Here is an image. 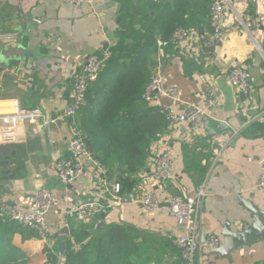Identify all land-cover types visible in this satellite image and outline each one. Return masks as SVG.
Returning <instances> with one entry per match:
<instances>
[{"label":"crops","instance_id":"crops-1","mask_svg":"<svg viewBox=\"0 0 264 264\" xmlns=\"http://www.w3.org/2000/svg\"><path fill=\"white\" fill-rule=\"evenodd\" d=\"M149 2L133 0L138 18L147 13ZM192 12L198 13L194 14L191 37L182 47L163 50L165 80L178 88L184 102L206 106L208 98H215L218 104L209 110V116L194 124L170 122L152 144V157L137 174L138 184L127 186L121 194L123 203L107 201L109 207L102 216L108 223H129L174 239L185 229L165 208L147 211L138 198L151 190L196 196L205 186L206 195L196 218V234L203 244L204 236L211 233L223 242L226 226L232 231L248 227L253 220L244 200L257 203L264 198L260 186L264 131L254 135L248 132L252 124L264 122V0H232L220 38L210 26L209 14L200 7ZM256 17L262 19L259 27L253 24ZM121 21L119 0H91L83 5L59 0H0V100H19L22 107L40 108L44 114L38 124L26 125L24 142H12L10 134L4 137L0 129V137L8 141L0 143V197L18 207L31 208L35 192L42 186L67 204L101 196L96 168L91 163L68 185L60 180L53 165L60 156L69 154L67 139L72 122L64 116V110L72 74L82 68L87 56L100 54L106 46L117 43ZM135 26L140 28L141 24ZM184 57L199 66L191 76L184 72ZM158 58L157 47L149 54L151 70ZM238 64L247 66L252 77L248 106L229 81ZM121 70L104 72L101 80H109L111 75L116 80ZM161 152L169 153L173 161L175 181L168 184H159L149 174L152 161ZM61 214L60 208L49 213L54 226ZM193 225L194 221L187 227ZM64 238L60 235L53 239V250L59 249L61 242L67 246ZM12 243L27 254L31 264H45L48 259L45 247L49 244L40 237L24 240L16 233ZM164 253L179 257V264L177 253L168 248ZM202 259L203 264H264V241L251 238V243L238 246L227 256L212 254L203 246Z\"/></svg>","mask_w":264,"mask_h":264},{"label":"trees","instance_id":"trees-1","mask_svg":"<svg viewBox=\"0 0 264 264\" xmlns=\"http://www.w3.org/2000/svg\"><path fill=\"white\" fill-rule=\"evenodd\" d=\"M121 29L118 41L109 46L112 56L102 73L113 74L119 67V77L97 82L88 89V103L77 116L87 149L93 158L108 170L110 181L120 183L121 194L128 185L138 184L137 174L152 157L151 146L170 124L160 106L150 105L142 98L152 70L149 54L158 47L159 37L168 41L166 50L173 49L171 38L175 29L194 25L192 10L200 7L210 16L209 0H150L147 13L140 18L134 13L133 0H119ZM141 27L137 28L136 23ZM213 30V29H212ZM132 39V43L126 40ZM186 75L191 76L199 66L183 58ZM115 70V71H114ZM264 131V122L251 125L249 134ZM104 215V214H103ZM103 227L99 228V222ZM70 231L81 249L75 251L65 237L67 246L61 252L64 264H149L162 259L167 248L180 256L172 237L142 230L129 223L106 222L98 215L90 222L71 220ZM20 233L24 240L39 237L36 230L0 217V264H28V256L13 245ZM49 246L45 247L47 261H59ZM158 253V254H156ZM46 264V263H45Z\"/></svg>","mask_w":264,"mask_h":264},{"label":"built area","instance_id":"built-area-1","mask_svg":"<svg viewBox=\"0 0 264 264\" xmlns=\"http://www.w3.org/2000/svg\"><path fill=\"white\" fill-rule=\"evenodd\" d=\"M64 3L83 5L91 0H59ZM210 1V26L216 37L224 35V22L227 18L232 0H209ZM262 22L260 17L253 20V24L259 27ZM193 34V29L179 27L173 32L171 43L176 47H182ZM3 35L0 34V39ZM159 58L152 69V76L147 84L142 98L150 105H157L167 113L171 123L194 124L200 119L210 115L209 110L218 104L215 98H208L206 106H200L192 102H184L180 99L178 88L168 85L165 80L161 56L164 55V48L168 41L158 38ZM112 52L106 46L100 54L87 56L82 68L72 74L71 90L68 92V102L64 110V116L71 123L67 147L69 154L60 156L54 163L53 168L60 180L66 185L74 183L82 176L89 163L96 168L95 180L100 186L101 196L94 199L80 200L74 204L64 203L55 192L42 186L34 195L31 208L18 207L11 204L8 198L0 197V217L9 219L38 232L39 237L53 250L51 243L53 239L60 235L66 237L75 251L81 249V244L77 243L70 231L71 220L86 222L98 215L105 214L111 201L112 204L123 203L121 196V185L118 182L111 183L108 170L100 162L95 160L91 152L87 149L78 126L77 116L88 103V89L92 83L97 82L104 69L107 68ZM251 73L247 66L238 64L234 66L230 73L229 81L233 89L244 96L246 105L251 99L252 85ZM167 100L168 103L163 101ZM6 102L8 104L1 105ZM173 102L183 103L182 108L175 107ZM249 108V107H246ZM44 117L40 108H24L19 100H0V129L3 136L7 133L11 136L12 142H24L27 140L26 125H36ZM5 138L0 137V143H7ZM260 186L264 188V158L260 161ZM152 179L159 184H168L175 181L173 161L169 153L161 152L152 161L150 172ZM206 195L205 186H202L196 196H183L165 191L159 194L156 191H145L138 202L150 212L165 208L176 220L179 226L183 227L184 234L174 237L175 245L180 249L179 264H203V246L208 249H216L222 246L220 236L209 234L206 236L205 244H201L196 231V218L201 207V201ZM166 202V207L162 203ZM60 208L62 214L59 222L54 226L49 220V213ZM194 221L193 228H188L187 224ZM59 261L55 264H63L62 253L52 251ZM46 264H54L47 261Z\"/></svg>","mask_w":264,"mask_h":264},{"label":"water","instance_id":"water-1","mask_svg":"<svg viewBox=\"0 0 264 264\" xmlns=\"http://www.w3.org/2000/svg\"><path fill=\"white\" fill-rule=\"evenodd\" d=\"M127 43H132V40L128 39ZM260 50L263 52L261 48ZM244 204L251 213V218L253 220L252 223L248 227L238 231H232L228 228V226H226L223 232V244L219 248L211 249L212 254L227 256L235 251L238 246L241 247L244 244L251 243V238H254L255 242L264 241V198L260 199L257 203L251 200H244ZM167 205L168 204L166 202L162 203L163 207H166ZM101 226H103L102 223L99 224V227ZM205 240L206 238L204 236L203 244H205ZM65 246V242H61L59 244L61 252H63Z\"/></svg>","mask_w":264,"mask_h":264},{"label":"rangeland","instance_id":"rangeland-1","mask_svg":"<svg viewBox=\"0 0 264 264\" xmlns=\"http://www.w3.org/2000/svg\"><path fill=\"white\" fill-rule=\"evenodd\" d=\"M151 64H152V66H153V61H151ZM156 254H158V253H156ZM178 259H179V257H178ZM178 259H174V258H171V257H169V256H163L162 259H159L158 261H153V262H151V263H149V264H177ZM46 262H47V261H46ZM46 262H45V263H46ZM62 262H63V264H64V260H62ZM31 263H32V261H31V259L28 257V264H31Z\"/></svg>","mask_w":264,"mask_h":264},{"label":"bare ground","instance_id":"bare-ground-1","mask_svg":"<svg viewBox=\"0 0 264 264\" xmlns=\"http://www.w3.org/2000/svg\"><path fill=\"white\" fill-rule=\"evenodd\" d=\"M4 104L6 105V104H8V103H6V102L1 103V105H4Z\"/></svg>","mask_w":264,"mask_h":264}]
</instances>
